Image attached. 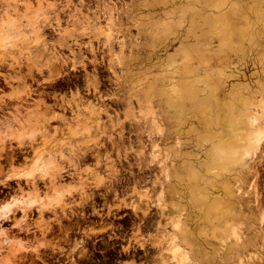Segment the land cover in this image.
<instances>
[{
    "label": "rangeland",
    "instance_id": "rangeland-1",
    "mask_svg": "<svg viewBox=\"0 0 264 264\" xmlns=\"http://www.w3.org/2000/svg\"><path fill=\"white\" fill-rule=\"evenodd\" d=\"M16 26L35 46L0 63V120L32 118L70 162L30 182L32 153L5 145L0 208L33 202L0 218V264H264V0L0 2V32ZM106 37L139 43L114 49L119 85L89 64ZM251 98L243 133L232 115ZM242 133L255 157L225 168L215 149Z\"/></svg>",
    "mask_w": 264,
    "mask_h": 264
},
{
    "label": "clouds",
    "instance_id": "clouds-1",
    "mask_svg": "<svg viewBox=\"0 0 264 264\" xmlns=\"http://www.w3.org/2000/svg\"><path fill=\"white\" fill-rule=\"evenodd\" d=\"M0 2H6V0H0ZM34 46V41L24 35L19 26H16L13 31L6 28L0 32V63H6L9 59L15 63L26 58V54H29ZM57 119L60 118L55 115L50 117V120ZM0 126H2L0 127V153L4 152L6 144L13 142L24 152L32 153L31 158L27 160L28 170L21 173L22 178H27L30 182L51 179L53 172L61 170L60 162L69 161V157L63 154V148L56 142V137L44 131H38L37 128L42 126H39L38 122L32 118H24L19 111L10 119L0 120ZM38 136L39 139H37ZM13 178V175H9L7 180ZM0 184H6V180H0ZM17 203L14 201L5 205L4 213L7 214L17 206ZM4 218L6 219L7 216L5 215Z\"/></svg>",
    "mask_w": 264,
    "mask_h": 264
},
{
    "label": "bare ground",
    "instance_id": "bare-ground-1",
    "mask_svg": "<svg viewBox=\"0 0 264 264\" xmlns=\"http://www.w3.org/2000/svg\"><path fill=\"white\" fill-rule=\"evenodd\" d=\"M114 16V15H113ZM112 20V19H111ZM122 39V38H120ZM88 43V42H87ZM86 43V44H87ZM100 44V42H99ZM116 47H119L120 50H124L125 48H128L130 50L131 53H133L134 51H139V43H137L136 45H133L132 43H128L125 41V39L122 40H116L115 38L112 37H106L105 40L99 45V46H94L93 42L91 41V43H89L88 46H86V50L87 52H89L91 54V59L89 64H92L94 66L100 65L103 66L104 68H106V70L111 73V77L114 78H109L111 82H114L116 84L119 85V77L116 73V67L118 66H123V63H121L120 61L117 62L114 59H112V54L114 52V49ZM82 49H80L81 51ZM124 52V51H123ZM99 54L101 55L100 59H98ZM135 58L129 59L128 62H124V65L126 68H128L129 66H131L133 64ZM85 66V65H83ZM105 71V70H104ZM107 72V73H108ZM108 80V79H107ZM94 81H98V80H94ZM97 88V87H96ZM96 90V89H95ZM81 98V97H80ZM117 100V99H116ZM259 101H255L254 99H249L247 101H243L242 102V107L241 109H238L235 111V113L232 115V122L238 126H240L241 130L243 131V133L247 130L246 127H254L257 123L256 119L254 118V116H252V107L254 105H256ZM116 102V101H115ZM118 103H121V100H117ZM117 103V104H118ZM261 105V104H260ZM242 110V111H241ZM254 112V110H253ZM258 114V113H257ZM155 124V123H154ZM153 124V125H154ZM149 125V124H148ZM152 125V126H153ZM149 127V126H148ZM157 127V126H156ZM147 128V127H146ZM162 130V129H160ZM147 130L145 131L147 133ZM153 131V130H152ZM154 132V131H153ZM247 132V131H246ZM145 135L148 136V133ZM149 133H151L149 131ZM155 133V132H154ZM160 139L166 143L167 145H172L173 147L177 148V150H181L183 148V137H182V132L181 129H176L175 131L172 130H162L160 132H158ZM243 133L241 135V137L239 138V141L237 140L236 142H234L233 144H230L228 146H223V147H219L215 149V155L217 157V159L224 165H226L225 168H231L234 166L233 169H235V165H240L241 163H243V161L245 160V158H254L255 157V146L254 145L257 142V136L254 135H248V136H243ZM259 134V133H258ZM151 135V134H150ZM157 135V134H156ZM157 135V136H158ZM142 136V135H141ZM138 136V137H141ZM153 136H150V146L151 147H155L156 146V142L155 141V137L154 139L152 138ZM121 138V137H120ZM147 138V137H146ZM141 139V138H140ZM159 139V138H158ZM122 140V139H121ZM149 140V139H147ZM149 142V141H148ZM146 141V143H148ZM263 142V141H262ZM142 144V142H141ZM169 146V147H170ZM171 146V147H172ZM150 149V148H149ZM155 150V149H153ZM175 150V149H174ZM145 151V150H144ZM172 152V151H171ZM150 154V153H149ZM155 154V153H154ZM173 154H177L176 156L178 157L179 153H174ZM151 155V154H150ZM175 157V155H174ZM152 158V157H151ZM176 158V157H175ZM179 158V157H178ZM153 159V158H152ZM157 159V158H156ZM155 160V158H154ZM153 162V160H152ZM151 162V163H152ZM156 162V161H155ZM159 162V161H158ZM162 163V162H161ZM160 164V163H157ZM165 164V163H164ZM140 165V164H139ZM142 165V164H141ZM140 165V166H141ZM161 167L163 166V164H160ZM145 166V165H144ZM144 166L142 165L141 167L144 168ZM150 167L151 164H149ZM149 166L147 165V167L145 168H149ZM166 166V164H165ZM164 166V168H165ZM155 167V166H154ZM156 167H160V166H156ZM160 167V168H161ZM237 167V166H236ZM239 167V166H238ZM139 169V168H138ZM141 169V168H140ZM152 169V168H149ZM162 169V168H161ZM143 170V169H142ZM146 170V169H145ZM148 170V169H147ZM140 172V170H139ZM144 171H142L143 173ZM146 172V171H145ZM151 172V170H150ZM167 172V171H166ZM165 174V172H163ZM171 173V172H170ZM158 174V173H157ZM162 174V171L161 173ZM167 176H168V172H167ZM173 176V175H172ZM156 179L157 176H155ZM169 177V176H168ZM165 182V181H164ZM168 182V180L166 181ZM137 183V182H136ZM156 184V183H155ZM169 184V183H168ZM171 185V183L169 184ZM258 199V198H257ZM18 202V203H32L33 200L32 198H24L22 197V199H14L12 202ZM17 203V204H18ZM263 203V202H262ZM4 207V206H3ZM3 207L0 208V218L5 217V215H8L4 213L3 211ZM264 212V211H263ZM144 217V216H143ZM141 217L140 219L142 220ZM263 218V217H262ZM144 220V219H143Z\"/></svg>",
    "mask_w": 264,
    "mask_h": 264
}]
</instances>
